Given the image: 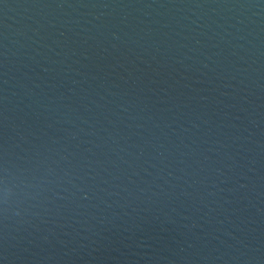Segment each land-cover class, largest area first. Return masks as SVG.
<instances>
[{
  "label": "water",
  "instance_id": "1",
  "mask_svg": "<svg viewBox=\"0 0 264 264\" xmlns=\"http://www.w3.org/2000/svg\"><path fill=\"white\" fill-rule=\"evenodd\" d=\"M0 264H264V0H0Z\"/></svg>",
  "mask_w": 264,
  "mask_h": 264
}]
</instances>
